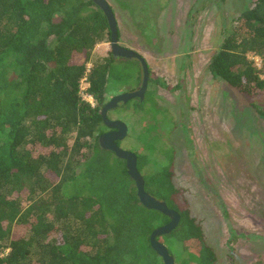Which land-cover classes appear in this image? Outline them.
<instances>
[{
  "label": "trees",
  "instance_id": "1",
  "mask_svg": "<svg viewBox=\"0 0 264 264\" xmlns=\"http://www.w3.org/2000/svg\"><path fill=\"white\" fill-rule=\"evenodd\" d=\"M224 34L209 72L246 95L264 92V0ZM104 41L110 25L92 0H0V264H165L151 234L170 217L140 202L125 160L99 144L108 87L131 60L110 49L89 67ZM137 157L146 191L180 215L157 239L176 264H216L171 166L147 174Z\"/></svg>",
  "mask_w": 264,
  "mask_h": 264
},
{
  "label": "rangeland",
  "instance_id": "2",
  "mask_svg": "<svg viewBox=\"0 0 264 264\" xmlns=\"http://www.w3.org/2000/svg\"><path fill=\"white\" fill-rule=\"evenodd\" d=\"M107 1L120 44L161 81L148 84L145 110L132 99L108 112L128 127L119 146L142 155L147 174L171 166L179 200L201 223L216 264H264V92L246 95L208 70L225 29L253 0ZM110 49V41L97 45L88 66ZM118 66L115 82L126 83L111 84L107 101L142 83L138 60ZM173 247L176 256L182 247Z\"/></svg>",
  "mask_w": 264,
  "mask_h": 264
},
{
  "label": "water",
  "instance_id": "3",
  "mask_svg": "<svg viewBox=\"0 0 264 264\" xmlns=\"http://www.w3.org/2000/svg\"><path fill=\"white\" fill-rule=\"evenodd\" d=\"M105 13L110 29H111V51L114 57H124L128 59H137L140 61L143 69V77L141 86L134 91H126L115 95L100 110L104 124L114 130L104 133L99 138V144L104 149H109L115 155L126 161L128 174L134 180L137 194L140 202L147 208L157 209L170 217V221L158 228L151 234V244L160 257L163 258L165 264H176L174 257L170 254L167 247L157 238L162 235L171 233L180 223L179 213L171 209L165 201H162L145 189V180L142 173L138 169V157L133 151L125 150L119 146L117 140H123L128 134L126 123L120 119H110L108 111L117 107L120 102L126 103L133 98L143 100L145 92L148 88L150 79V69L146 59L137 51L125 47L119 42V28L114 11L107 0H92Z\"/></svg>",
  "mask_w": 264,
  "mask_h": 264
},
{
  "label": "flooded vegetation",
  "instance_id": "4",
  "mask_svg": "<svg viewBox=\"0 0 264 264\" xmlns=\"http://www.w3.org/2000/svg\"><path fill=\"white\" fill-rule=\"evenodd\" d=\"M125 47H126V46H125ZM128 48H129V47H128ZM121 58H124V57H121ZM126 59H128V58H126ZM136 60H137V59H136ZM138 61H139V60H138ZM139 62H140V61H139ZM150 77H151V73H150ZM138 88H139V87H138ZM136 90H137V89H136ZM132 91H134V90H132ZM125 92H126V91H125ZM145 93H146V92H145ZM113 97H114V96H113ZM113 97H112V98H113ZM112 98H111V99H112ZM111 99H110V100H111ZM133 99H134L135 101H138V100H139V101H143V100H140V98H138V97H137V98H133ZM110 100H108L107 102H109ZM131 100H132V99H131ZM131 100H129V101L126 102V103L120 102V103L118 104L117 107H115V108H113V109H111V110L118 109L119 107H122V105H128L129 102H131ZM107 102H106V103H107ZM106 103H105V104H106ZM111 110H109V111H111ZM109 111H108V112H109ZM109 118H110V117H109ZM110 119H112V118H110ZM112 130H114V129H112V128H110V127L107 126L106 130H105L102 134L107 133V132H110V131H112ZM102 134H101V135H102ZM101 135H100V136H101ZM119 141H120V140H117V143H118V144H119ZM125 162H126V161H125Z\"/></svg>",
  "mask_w": 264,
  "mask_h": 264
},
{
  "label": "built area",
  "instance_id": "5",
  "mask_svg": "<svg viewBox=\"0 0 264 264\" xmlns=\"http://www.w3.org/2000/svg\"><path fill=\"white\" fill-rule=\"evenodd\" d=\"M83 82H86L87 83V87H88V82L86 80V77H84L82 79V81H81V93H82V96H83L84 99L89 100L90 102L93 103V97L86 91L87 87H83L82 86Z\"/></svg>",
  "mask_w": 264,
  "mask_h": 264
}]
</instances>
